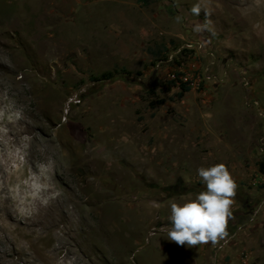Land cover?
Returning a JSON list of instances; mask_svg holds the SVG:
<instances>
[{"label": "rangeland", "instance_id": "1", "mask_svg": "<svg viewBox=\"0 0 264 264\" xmlns=\"http://www.w3.org/2000/svg\"><path fill=\"white\" fill-rule=\"evenodd\" d=\"M198 2L215 35L193 31ZM191 42L220 82L181 83L207 63ZM0 160L26 219L49 196L29 162L63 193L75 253L53 264H264V0H0ZM217 163L238 185L228 236L168 240L170 204L206 190L197 169ZM20 233L12 247L0 232V264H46L58 243Z\"/></svg>", "mask_w": 264, "mask_h": 264}, {"label": "clouds", "instance_id": "2", "mask_svg": "<svg viewBox=\"0 0 264 264\" xmlns=\"http://www.w3.org/2000/svg\"><path fill=\"white\" fill-rule=\"evenodd\" d=\"M202 10L205 12V21L197 23L193 31H207L215 35L207 6L198 2L191 7V13L195 16H199ZM181 19L177 16L176 22L179 23ZM197 173L206 190L182 204L172 202L168 216L170 227L167 239L189 248L208 243L215 245L228 236L229 221L234 219L232 205L238 187L224 163L200 167Z\"/></svg>", "mask_w": 264, "mask_h": 264}, {"label": "bare ground", "instance_id": "3", "mask_svg": "<svg viewBox=\"0 0 264 264\" xmlns=\"http://www.w3.org/2000/svg\"><path fill=\"white\" fill-rule=\"evenodd\" d=\"M45 33L46 32L43 30V28L41 29L38 28L34 33V37L36 40L40 39ZM19 121L20 119L16 121L15 120L9 121L6 124V128L8 129V131L6 132V134H4L5 140L10 141V136H13L14 138L15 137L18 138V135L22 133V131L17 128L18 127L17 122L19 123ZM3 164L1 163L0 160V176L2 175L0 178L3 180V182L0 184V232H2L3 234L5 243L10 244L13 247L15 239H17L18 236L15 235L16 238H14V234L18 230H20L23 231V233H20L19 236H23V235L28 236L32 239L34 243L35 242L42 243V245H44L45 248L48 247V244L52 241L58 243V245L55 246L54 249H52V251L47 252V254L45 253L46 264H53L54 261L60 257L63 248L67 249V255H73L75 253V249L72 247V241H71L72 239L71 219L73 213L71 214V210L67 208L66 202L63 201L64 202L63 203L60 200L61 194H63L61 193L60 188H58L56 184H54L52 180H50V178L46 176V173L41 171L36 164H34L33 162H29L32 171L31 175L34 176L33 179L44 185L45 192L47 191L49 193V196L47 194L39 198H36L35 204L39 208L38 209L39 214L37 216H34V219H26L23 213L21 212L19 206L17 205V203L13 200V197L11 196V191L8 188V184H6L5 182V178H7V175H9V171L11 170L8 166L9 163L8 164L5 163V165ZM42 192L43 191H41V193ZM55 192L59 193V195L56 196V198H53L52 195ZM27 215L29 216L28 213ZM63 221L66 223V225L69 224L70 228L67 227L66 225L65 226L63 225L65 230L64 231L62 230L61 233L63 232V234L60 235V233L57 232V230ZM6 231L8 232V234L6 233Z\"/></svg>", "mask_w": 264, "mask_h": 264}, {"label": "built area", "instance_id": "4", "mask_svg": "<svg viewBox=\"0 0 264 264\" xmlns=\"http://www.w3.org/2000/svg\"><path fill=\"white\" fill-rule=\"evenodd\" d=\"M189 50L201 57L207 58V63L204 67H199L197 64H189L180 70L181 83L188 87H201L202 85H210L221 81L220 77L215 74V56L210 51L205 49L200 42H191L186 45Z\"/></svg>", "mask_w": 264, "mask_h": 264}, {"label": "trees", "instance_id": "5", "mask_svg": "<svg viewBox=\"0 0 264 264\" xmlns=\"http://www.w3.org/2000/svg\"><path fill=\"white\" fill-rule=\"evenodd\" d=\"M112 78L111 74L104 75V79H110ZM259 171L264 174V161L259 164Z\"/></svg>", "mask_w": 264, "mask_h": 264}]
</instances>
